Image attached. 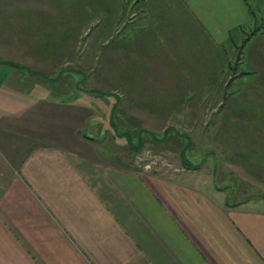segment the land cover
<instances>
[{"label":"crops","instance_id":"obj_1","mask_svg":"<svg viewBox=\"0 0 264 264\" xmlns=\"http://www.w3.org/2000/svg\"><path fill=\"white\" fill-rule=\"evenodd\" d=\"M150 1L171 44L164 50L187 58L199 43L192 66L205 75L220 66L203 53L217 42L212 33L250 22L245 0H233L235 21L211 0L209 27L190 0ZM242 53L233 69V162L264 193V30ZM32 100L0 104V264H264V199L234 204L213 182L119 165L97 138L81 136L99 122L80 127L76 105Z\"/></svg>","mask_w":264,"mask_h":264},{"label":"rangeland","instance_id":"obj_2","mask_svg":"<svg viewBox=\"0 0 264 264\" xmlns=\"http://www.w3.org/2000/svg\"><path fill=\"white\" fill-rule=\"evenodd\" d=\"M190 1L209 27L212 1ZM151 4L0 0V104L33 99L30 105L44 106L46 99L76 105L78 126L99 122L92 130L83 127L81 136L97 138L100 150L119 165L213 182L234 204L264 199L251 185L258 179L247 183L240 163L233 162V69L239 56L238 49L228 48L233 28L212 33L217 42L203 53L219 59L220 66L205 75V67L192 66L199 60V43L190 44L187 58L175 48L164 50L171 44L157 32ZM166 4L172 7L171 1ZM218 6L233 21L241 16L233 0H219ZM212 11L219 16V8Z\"/></svg>","mask_w":264,"mask_h":264},{"label":"trees","instance_id":"obj_3","mask_svg":"<svg viewBox=\"0 0 264 264\" xmlns=\"http://www.w3.org/2000/svg\"><path fill=\"white\" fill-rule=\"evenodd\" d=\"M249 1H251V3ZM260 5H261L260 2L253 1V0H245V6L249 14L250 22L248 25L239 26L238 28L233 30V32L230 33V36H231L229 38L230 46L228 48L239 50L238 51L239 56L237 57L238 61H240V59L242 58V55H243L242 52H243L245 43L252 36L257 35L264 30V9H261ZM237 39L240 40V43H238L239 45H236V42H238ZM6 65L10 67H14V68L16 67V65H12V64L6 63ZM165 136L167 135L165 134ZM151 139L155 140L153 136L151 137Z\"/></svg>","mask_w":264,"mask_h":264}]
</instances>
